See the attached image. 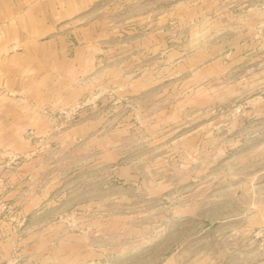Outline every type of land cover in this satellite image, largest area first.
Returning <instances> with one entry per match:
<instances>
[{"label": "rangeland", "instance_id": "1", "mask_svg": "<svg viewBox=\"0 0 264 264\" xmlns=\"http://www.w3.org/2000/svg\"><path fill=\"white\" fill-rule=\"evenodd\" d=\"M0 264H264V0H0Z\"/></svg>", "mask_w": 264, "mask_h": 264}, {"label": "crops", "instance_id": "2", "mask_svg": "<svg viewBox=\"0 0 264 264\" xmlns=\"http://www.w3.org/2000/svg\"><path fill=\"white\" fill-rule=\"evenodd\" d=\"M37 18V17H36ZM52 18V17H51Z\"/></svg>", "mask_w": 264, "mask_h": 264}]
</instances>
